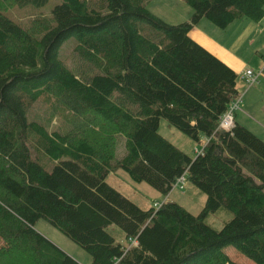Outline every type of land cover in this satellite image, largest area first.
<instances>
[{"label":"trees","instance_id":"obj_1","mask_svg":"<svg viewBox=\"0 0 264 264\" xmlns=\"http://www.w3.org/2000/svg\"><path fill=\"white\" fill-rule=\"evenodd\" d=\"M48 1L0 0V264H82L36 229L42 218L92 264H238L227 246L264 264V140L238 123L218 129L238 75L189 35L201 19L258 22L264 0H184L193 14L179 24L150 0H59L25 24L6 14ZM67 40L75 68L60 58ZM39 102L69 127L32 118ZM162 118L209 138L202 153L162 135ZM119 169L168 198L142 208L107 181ZM184 174L207 197L200 214L169 200ZM217 212L232 215L221 229L208 222Z\"/></svg>","mask_w":264,"mask_h":264},{"label":"rangeland","instance_id":"obj_2","mask_svg":"<svg viewBox=\"0 0 264 264\" xmlns=\"http://www.w3.org/2000/svg\"><path fill=\"white\" fill-rule=\"evenodd\" d=\"M58 3L59 0H49L43 7H35L30 4L15 6L8 8L6 14L14 21L25 24L36 17H50L51 9ZM147 8L157 17L170 24L189 22L193 14V8L190 7L184 0H150L147 4ZM251 21H249L250 28L257 23L255 21ZM258 25L264 28V20L261 24L258 22ZM74 44L75 42L73 40H67L62 44L59 50L62 62L73 68H75V66L79 63L77 57L72 51ZM263 46L264 43L262 44V47ZM249 51L248 55L252 52V48H250ZM244 58L247 60L249 57ZM31 117L37 119L46 127L47 130L51 132L54 130L64 131L69 127L66 123L65 113L60 112V115L57 114L54 116L47 106L42 105V102H39L34 106ZM159 130L162 135L172 141V143L192 158L199 155L198 150H202L204 147V140V142L200 143L195 141L184 132L170 125L164 118L161 119ZM119 140L120 145L118 157H121L125 153L124 137L120 136ZM107 181L132 201L145 209L154 207L155 203H162L166 198H168L159 193L146 182L138 183L133 181L129 174L123 169L110 173L107 177ZM206 199V195L189 180L184 182L183 189L178 186L169 196V200L180 203L195 215L201 213ZM231 218L232 215L227 212H217L209 216L208 222L215 228L221 229L223 228L225 222L229 221ZM35 227L39 232L44 234L47 238L82 264H92V255L84 247L69 238L62 230L51 224L47 219H40L36 223ZM111 228L115 231H120L117 227L113 226ZM224 251L229 255L231 260L238 264H256L233 246L225 247ZM3 259H1V261Z\"/></svg>","mask_w":264,"mask_h":264},{"label":"crops","instance_id":"obj_3","mask_svg":"<svg viewBox=\"0 0 264 264\" xmlns=\"http://www.w3.org/2000/svg\"><path fill=\"white\" fill-rule=\"evenodd\" d=\"M263 20L264 16L258 22L261 24ZM249 21L251 20L246 18L235 20L225 29H220L201 19L190 30L189 35L238 72L237 88L244 91V96L241 108L236 113L235 123L247 127L264 140V28L258 22L250 28ZM250 48L252 52L248 55ZM244 57L249 58L246 60ZM246 69L261 72L255 85L249 88H246L243 79Z\"/></svg>","mask_w":264,"mask_h":264},{"label":"built area","instance_id":"obj_4","mask_svg":"<svg viewBox=\"0 0 264 264\" xmlns=\"http://www.w3.org/2000/svg\"><path fill=\"white\" fill-rule=\"evenodd\" d=\"M261 72H255L252 69H246L243 73V79L244 83L246 85V88H249L253 84H255L258 80V76ZM244 91H240L239 95L231 102L229 105L227 111L221 116L218 129L220 130H231L235 126V116L238 110L241 108V103L243 101ZM205 144L209 142V138H205ZM202 150H198L199 154L202 153ZM186 181L185 174L182 175L175 187L184 188V182ZM162 205V203H155V207L159 208ZM136 244V241H134Z\"/></svg>","mask_w":264,"mask_h":264}]
</instances>
